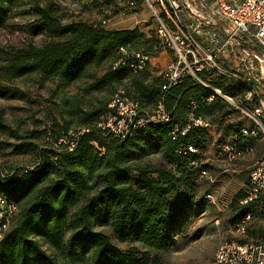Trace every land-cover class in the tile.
<instances>
[{
    "label": "trees",
    "instance_id": "16d2710c",
    "mask_svg": "<svg viewBox=\"0 0 264 264\" xmlns=\"http://www.w3.org/2000/svg\"><path fill=\"white\" fill-rule=\"evenodd\" d=\"M17 1L0 0V27ZM29 12L34 20L28 31L44 39L39 47L17 49L6 57L4 79L51 82L56 91L79 82L85 83V93L123 91L142 113H151L162 104L169 121L115 140L99 127L111 112L112 98L91 103L75 112L78 131L71 151L60 144L62 138L71 137L67 126L58 131L48 126L44 135L52 134L54 147L38 150L32 168L9 174L0 170V213L10 205L15 208L1 232L0 264H146L147 253L171 250L192 213L210 205L200 194L195 174L207 171L204 153L211 144L245 153L246 139L239 132L243 125L225 122L235 111L191 76L164 92L165 79L149 62L141 70L128 68L136 62L135 54L151 59L160 52L155 32L147 37L136 29L62 23L53 4H33ZM121 60L126 66L114 70L113 65ZM198 78L227 93L222 77L198 74ZM7 87L0 85V97L9 92ZM244 92L240 87L229 94L242 99ZM190 119L210 126L222 124L229 142L222 141V132L214 137ZM187 124L185 134L171 135ZM7 131L19 137L0 118V132ZM151 158L156 159L153 164L148 163ZM245 193L239 191L232 198L225 220L234 232L249 216L242 243L264 237V194L242 203Z\"/></svg>",
    "mask_w": 264,
    "mask_h": 264
},
{
    "label": "rangeland",
    "instance_id": "374dc122",
    "mask_svg": "<svg viewBox=\"0 0 264 264\" xmlns=\"http://www.w3.org/2000/svg\"><path fill=\"white\" fill-rule=\"evenodd\" d=\"M33 4H53L57 7V15L62 23L82 21L110 30L136 29L139 34L147 37L156 30L152 11H157L158 7L154 2L150 4L138 0L135 7L128 8L127 0H85L82 3L76 0H18L15 7H11L5 25L0 27V85L8 86L9 90L5 96L0 97V118L19 136L11 137L9 131L0 132V170L3 174H9L14 169L32 168L38 150L54 147L52 134L48 138L44 135L48 126H53L55 131L67 126L68 135L75 134L79 118L75 112L79 108H87L91 103L110 101L113 96V93L106 90L85 93V83L81 82L56 91V85L51 82L38 84L28 77L10 80L2 77L3 67L7 65L4 62L6 57L12 56L17 49L39 47L42 44V36H31L28 31L34 20L29 14ZM157 49L160 52L151 58V63L164 72L173 55L164 46ZM249 49L258 55L255 48ZM232 64V60L224 62L228 69ZM257 67L258 73L264 78V64L258 63ZM222 86L227 91H220L226 105L231 107L229 102H234L235 105L243 106L241 95L229 94L231 89L241 87L238 83L223 78ZM55 93L57 96L54 98ZM232 109L235 113L225 122L251 126L249 120L241 118L238 110ZM222 136L225 144L229 142L230 135L227 132H222ZM204 157L207 175L195 176L200 185V194L205 196L210 205L192 213L181 233L176 235L171 250L158 254L147 253L146 264H212L218 247L234 237V232L225 221L228 205L239 191L246 190L250 170L241 168L245 159L237 158L230 163L212 144ZM149 161L153 164L156 159L151 158Z\"/></svg>",
    "mask_w": 264,
    "mask_h": 264
},
{
    "label": "built area",
    "instance_id": "2783aa9c",
    "mask_svg": "<svg viewBox=\"0 0 264 264\" xmlns=\"http://www.w3.org/2000/svg\"><path fill=\"white\" fill-rule=\"evenodd\" d=\"M156 3L158 10L153 12L156 25L155 35L159 43L172 55L166 70L162 73L165 85L162 91L177 84L180 79L191 76L199 84L210 88L209 83L198 78V74L210 77H222L238 83L245 92L242 102L250 107L238 106L229 102L238 110L241 118L251 122V126H242V138H264V78L258 73V63L264 59L250 51V47L258 48L264 55V0H143ZM138 0H127V7L133 8ZM122 54L125 55L122 50ZM135 63L128 64L133 71L141 70L150 58L135 54ZM232 60L228 69L224 62ZM125 61L113 65L114 70L124 68ZM213 93L222 97L220 91ZM224 98V97H223ZM231 100L229 97H227ZM225 100L226 97L224 98ZM211 101V99L207 100ZM228 101V100H227ZM108 109L111 111L99 123L107 136L115 140H124L132 134L145 129L149 125L163 124L169 121L162 104L151 113H142L136 102L125 96L123 91L113 95ZM194 126L207 127L200 119H190ZM189 125L175 128L176 133L185 134ZM77 134L70 138H62L67 151L75 146ZM190 151H193L189 148ZM228 162H234L242 156L240 152L228 145H217ZM26 169H23L25 172ZM207 175L201 171V177ZM246 198L242 203L255 200L264 194V155L249 171ZM6 212L0 213L1 232L8 224V218L15 208L8 206ZM249 220V216L245 221ZM245 221L240 223L234 237L218 247L212 264H264V237L256 241H245Z\"/></svg>",
    "mask_w": 264,
    "mask_h": 264
},
{
    "label": "crops",
    "instance_id": "0c3cea01",
    "mask_svg": "<svg viewBox=\"0 0 264 264\" xmlns=\"http://www.w3.org/2000/svg\"><path fill=\"white\" fill-rule=\"evenodd\" d=\"M255 49L257 50L258 56H260L261 58L264 59V55L262 54V51L259 50L258 48H255ZM228 62H230V60L226 61V63H228ZM150 64H151V68L154 72H157L159 75H162L163 72L159 71L157 67H154L153 64L151 63V60H150ZM209 86H210V88H207L206 86H204V87H206L208 90H210L213 93V89H215V88H213V86H211L210 84H209ZM215 95H217V94H215ZM218 97L220 99H222V97H220V96H218ZM206 125H207V123H206ZM218 125L219 126L207 125V127H205V128L208 129V131H210L211 134L215 137L216 135H219L221 132H223L221 130L222 124H218ZM243 126H245V125H243ZM244 148H245V153L242 156H240L239 158L242 157V159H245L242 163L241 168H242V170L244 169L245 171H248V170H251L257 164V162L262 158V156L264 155V138H261V139L247 138L244 141Z\"/></svg>",
    "mask_w": 264,
    "mask_h": 264
}]
</instances>
